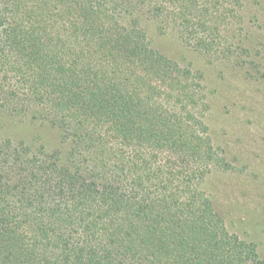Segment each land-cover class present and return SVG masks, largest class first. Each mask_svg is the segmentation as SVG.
<instances>
[{
  "label": "trees",
  "instance_id": "16d2710c",
  "mask_svg": "<svg viewBox=\"0 0 264 264\" xmlns=\"http://www.w3.org/2000/svg\"><path fill=\"white\" fill-rule=\"evenodd\" d=\"M238 0H0V264H264L204 184L228 171L207 117L205 73L150 41L174 32L209 62ZM1 130V129H0Z\"/></svg>",
  "mask_w": 264,
  "mask_h": 264
},
{
  "label": "rangeland",
  "instance_id": "374dc122",
  "mask_svg": "<svg viewBox=\"0 0 264 264\" xmlns=\"http://www.w3.org/2000/svg\"><path fill=\"white\" fill-rule=\"evenodd\" d=\"M242 24L226 33L239 64L209 60L188 48L172 31L161 33L152 18L142 22L150 41L172 59L205 73L211 104L207 117L216 146L231 169L214 171L204 189L230 232L255 243L264 259V0H238ZM0 131L14 139L41 137L49 149L62 147L58 132L0 118Z\"/></svg>",
  "mask_w": 264,
  "mask_h": 264
}]
</instances>
